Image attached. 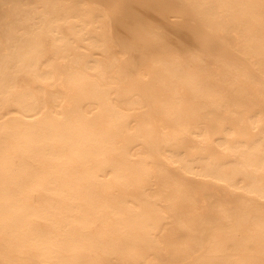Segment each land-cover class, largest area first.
<instances>
[{
    "label": "bare ground",
    "instance_id": "obj_1",
    "mask_svg": "<svg viewBox=\"0 0 264 264\" xmlns=\"http://www.w3.org/2000/svg\"><path fill=\"white\" fill-rule=\"evenodd\" d=\"M177 2L191 54L141 68L166 3L118 2L115 39L86 0H0V264H264V80L195 32L264 74V0Z\"/></svg>",
    "mask_w": 264,
    "mask_h": 264
},
{
    "label": "rangeland",
    "instance_id": "obj_2",
    "mask_svg": "<svg viewBox=\"0 0 264 264\" xmlns=\"http://www.w3.org/2000/svg\"><path fill=\"white\" fill-rule=\"evenodd\" d=\"M86 1L90 4H96V5L101 6L107 12L109 19H110V22H111L112 35L115 39L119 36V33H120L118 25H117V17H118V19L122 20L121 14H118V11H117V9H118L117 5L119 4L118 2H123V3L129 4V5L135 4V5L143 6L144 8H147L148 4H151V3L160 4L161 2H163V3H166L168 5L167 11L170 14L167 16H165V14L162 15L164 18V19L162 18V20L166 23V27L168 29L167 36L159 39L157 41V43L150 42L148 44V46L146 48L144 59L139 64V66L141 68L146 67L151 62L152 59H154L158 56H161V55H165L168 57L179 55L182 58H186L191 54V49L188 46H186L180 50L175 48L178 46L177 43L180 44V42L177 40L175 35L183 32V30L185 28V26L183 28V25H189L192 27L199 26L196 23V20L193 16V13L191 12V9L187 4H180L177 2V0H120V1L119 0L118 1L117 0H114V1L113 0H100V1L99 0H86ZM143 25L147 28H153L154 27L152 25H147L146 23ZM195 32L199 36V38L200 37L202 38L200 40H201V44L203 45V51H205L204 53L209 58L221 59V60H224L226 62H232V63L239 64L243 67H246L250 71H252L260 79L264 80V74L262 72H260L253 65V63L250 61V59L245 54H243L241 51L236 49L234 46L228 44L219 35L214 34L212 32L210 33L209 31H207V32L206 31H200V30H197V28H196ZM63 33L64 34L67 33L65 27L63 28ZM143 37H146V34H143ZM204 37H205V39H204ZM168 41H171V42L167 43ZM174 43H175V45H173ZM173 46H175V47H173ZM216 48H218V49H216ZM228 55H230V56H228ZM125 59L127 60L128 56H126ZM201 207H202V205L198 204V208H201Z\"/></svg>",
    "mask_w": 264,
    "mask_h": 264
}]
</instances>
